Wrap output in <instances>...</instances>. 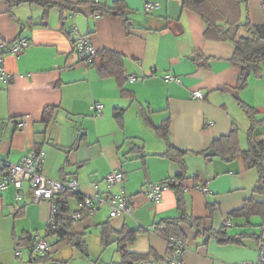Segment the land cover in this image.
Segmentation results:
<instances>
[{
  "label": "crops",
  "instance_id": "crops-1",
  "mask_svg": "<svg viewBox=\"0 0 264 264\" xmlns=\"http://www.w3.org/2000/svg\"><path fill=\"white\" fill-rule=\"evenodd\" d=\"M87 1L110 8L124 2L128 24L125 17L92 15L86 10L64 21L59 11L52 10L45 21L42 9L30 5L16 8L10 16L0 4V57L5 71L12 75L11 82L0 79V178L4 165L17 164L32 150H40L45 154L43 174L51 180L65 183L77 179L83 195L108 196L121 188L133 203L131 217L110 218V209L103 208L76 222L71 232L86 235L94 229L101 231L100 226L106 222L115 230L124 226L144 228L146 231L128 250L162 259L168 244L154 232V224L180 215L178 197L169 188L162 202L155 204L146 192L151 184H160L179 173L176 164L159 156L167 146L152 128L166 118L171 119L173 146L189 152L188 175L199 176L198 182L190 179L183 184L188 213L207 218V203L218 205L220 210L213 222L218 231L228 214L240 209L246 200L263 201L253 192L257 173L245 170L241 156L229 163L215 160L216 155L206 159L201 154L210 151L212 142L227 136L234 127L240 130L241 148L248 147L250 122L231 89L239 74L229 62L234 47L212 34L208 36L205 21L186 0ZM237 1L243 21L249 17L253 25L264 24V0ZM149 4H158L150 14L145 11ZM76 33L89 36L97 52L110 50L123 57V86L116 78L103 75L100 59L89 63L80 60L75 50ZM22 40L29 41L28 48L13 54V45ZM200 57L210 59L209 67L198 63ZM132 76L136 77L134 82L128 79ZM198 91L204 98L194 100L192 94ZM240 98L264 118V75L250 78ZM96 104L103 106L98 118ZM51 108L50 117L45 118V111ZM116 109L125 110L123 121L115 118ZM21 120L26 125L17 129ZM139 131H146L148 136L153 133L156 138L150 136L149 142L138 138ZM138 147L145 149V159ZM113 171L125 174L120 188L105 182ZM200 186L207 193L199 190ZM20 195L17 198L13 187L0 192V264H32L26 250L22 257H16L15 239L25 234L44 238L52 217V202L34 203L29 184ZM71 206L78 210V200L73 199ZM215 219L222 220L220 228ZM244 224V220H235L229 233L258 234ZM259 224L261 220L254 225ZM181 229L187 246L184 264H242L258 258L257 244L251 239L245 245L222 246L214 239L203 242L186 225ZM120 259L119 255L118 259L100 263Z\"/></svg>",
  "mask_w": 264,
  "mask_h": 264
},
{
  "label": "trees",
  "instance_id": "trees-1",
  "mask_svg": "<svg viewBox=\"0 0 264 264\" xmlns=\"http://www.w3.org/2000/svg\"><path fill=\"white\" fill-rule=\"evenodd\" d=\"M0 4H3L5 7L4 13L10 16H14L15 9L23 5L38 7L42 9L45 21H47L52 10L60 12L62 21L66 20L69 15L83 14L84 10H86L92 15L109 14L125 17V23L128 24L129 22L126 19V5L121 1L116 2L114 7L111 8L105 4L87 0H81L76 3L66 0H0ZM186 4L191 5L205 21L207 25L206 34L208 36L212 34L216 40L229 42L233 45L234 54L229 62L238 70L239 74L235 87L231 89L239 108L246 114L250 122V127L246 133L248 147L245 150L240 146V130L237 127H234L227 136L214 140L210 150L216 153V157L229 163L236 161L241 156L245 170L257 173L258 179L253 192L261 196L263 201L260 202L255 199L246 200L240 209L228 214L227 220L218 231L213 226L214 215L220 210L218 205L207 203L209 211L207 218H196L188 213L185 209L183 184L190 179L198 182L199 176L190 177L188 175L186 159L189 152L173 146L171 141V119L168 117L162 124L153 126L152 128L156 136L163 140L167 146L166 151L159 156L176 164L179 169L177 175L164 180L160 184L167 185L176 191L180 215L159 220L154 224V232L164 238L167 244L170 237H177L186 242L181 229L182 225H186L190 229L195 230L197 238L202 239L203 242L214 239L222 246L245 245L246 240L251 239L255 241L258 248L260 244H264V118H261V112L257 108L242 101L240 94L248 88L250 78L262 77L264 75V24L253 25L249 17H246L243 21L241 5L237 0H224L222 3L220 0H186ZM97 58L102 63L103 75L116 78L120 85L123 86L126 82L123 57L116 52L104 50L97 52L95 56L91 57L90 61H95ZM197 60L201 66L209 67V58L200 57ZM123 92L128 93L126 90ZM52 109L45 111V118L46 116L50 117ZM124 113V109H116L115 118L123 121ZM137 150L143 154L142 158L145 159V149L138 147ZM206 153L201 154L206 159H211L206 156ZM5 167L2 169L4 170ZM72 180L77 181V179ZM82 198V193H74L68 189L56 195L52 202L55 206L56 214L52 218L53 222L48 227L47 234L43 239L49 241L53 238L56 239L55 243L66 241L69 246L80 252L82 256L90 258V252L85 240L86 235L71 232L76 223V220L73 218L74 215L80 214L81 220L90 215L89 210L81 209L80 207L76 211L72 209L71 201L77 199L78 204H80ZM102 209L97 210V212ZM255 218H259L261 224L255 226L253 224V219ZM239 219L244 220V228L260 227L262 231L259 234L243 231L240 234L231 235L229 228L233 226L232 223L235 220ZM100 227L102 246L106 249L112 245H116V252L121 257L120 261H112L110 264H133L139 260L151 257V255L137 254L128 250L129 246L136 242L138 236L146 231L144 228L131 229L124 226L122 230H115L109 222L102 224ZM36 239L37 237L27 234L20 239L16 238V250H26L32 264H66V262L55 258L51 252L45 254L33 252L31 245ZM169 253L170 246L168 245L167 255Z\"/></svg>",
  "mask_w": 264,
  "mask_h": 264
},
{
  "label": "built area",
  "instance_id": "built-area-1",
  "mask_svg": "<svg viewBox=\"0 0 264 264\" xmlns=\"http://www.w3.org/2000/svg\"><path fill=\"white\" fill-rule=\"evenodd\" d=\"M158 7V4H149L146 6V13L150 14L154 9ZM75 29V28H74ZM76 30V29H75ZM29 41L22 40L15 43L11 52L13 54H19L24 49L28 48ZM75 50L80 57V60L89 63L92 56H95L97 51L93 47L92 41L89 36H81L76 33L75 36ZM0 79L5 82L12 81V75L5 71L3 59L0 57ZM134 82L136 77L132 76L128 78ZM168 80L174 81V78L167 77ZM194 100H201L204 95L198 91L192 94ZM95 118L101 116L103 106L96 104L94 106ZM26 125L25 120H21L18 124V128L21 129ZM45 164V154L40 150H32L26 157H24L19 163L13 165H4L5 172L0 178V192L13 187L17 191V198H20V192L26 184H29L32 194L33 202L40 203L42 201L53 202L56 195L59 192L68 189L74 193H81L79 184L76 180H71L68 183L57 182L44 176L43 166ZM125 180V174L122 171H113L109 173L105 182L109 187H121V184ZM166 189H169L167 185L163 184H151L147 188V198L150 202L160 204L163 200V193ZM204 193L207 190L204 187H198ZM52 204V217L48 223V227L52 224V218L56 214V209ZM81 209L89 210L90 214H94L101 208L110 209V218L117 217H131L134 212V206L132 201L126 196L125 192L120 188V191L116 194H110L108 196L100 193L94 195H83V198L79 204ZM74 220L79 222L81 215H74ZM168 245L170 246V253L162 259H144L139 260L133 264H184V253L187 249L186 243L177 238L170 237L168 239ZM52 244L43 239L37 238L31 245V250L37 254H45L51 252ZM24 249L16 250V257H22ZM242 264H264V244H260L258 247V258L255 261L244 262Z\"/></svg>",
  "mask_w": 264,
  "mask_h": 264
},
{
  "label": "rangeland",
  "instance_id": "rangeland-1",
  "mask_svg": "<svg viewBox=\"0 0 264 264\" xmlns=\"http://www.w3.org/2000/svg\"><path fill=\"white\" fill-rule=\"evenodd\" d=\"M55 12H58V10H55ZM129 83H126V85H128ZM158 123V122H157ZM130 125V123H129ZM130 129L132 128V126H129ZM133 129H137V128H133ZM145 133L143 134L141 131L137 132L138 133V138L140 137L141 139H147V141H150V136L154 138L155 140V136L154 135H149L146 133V131H144ZM139 134L141 136H139ZM92 136L94 137V133H92ZM121 156H123L121 154ZM215 160H218V157L214 158ZM130 164V163H129ZM210 169L212 170V164L209 165ZM207 171L206 168H204V171ZM115 188V187H114ZM216 220V219H215ZM217 222V227L220 228L222 225V220L218 219L215 221ZM254 224H258L260 223V219L259 218H255L253 219ZM251 232L257 231V233L259 234L262 230L260 227H251L250 228ZM85 240L87 242L88 245V249L90 252V258L89 257H84L80 254V252H78L77 250H75L74 248H72L71 246H69L66 242H60V243H55L56 239H50V243L53 244L52 245V249H51V253H53L54 257L59 259V260H65L68 261L67 264H101V261H111L113 259H118L119 258V253H117V246L116 245H112L109 248H104L101 244V240H100V231L97 229H94L90 232H88V234H86L85 236ZM25 258H27L28 254L25 253Z\"/></svg>",
  "mask_w": 264,
  "mask_h": 264
},
{
  "label": "water",
  "instance_id": "water-1",
  "mask_svg": "<svg viewBox=\"0 0 264 264\" xmlns=\"http://www.w3.org/2000/svg\"><path fill=\"white\" fill-rule=\"evenodd\" d=\"M216 153L213 150H210L206 153V156H215Z\"/></svg>",
  "mask_w": 264,
  "mask_h": 264
}]
</instances>
